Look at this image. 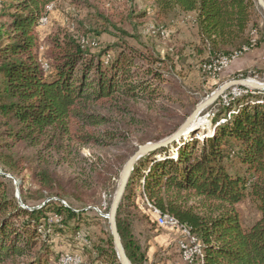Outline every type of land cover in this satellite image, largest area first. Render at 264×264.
Segmentation results:
<instances>
[{"label": "trees", "instance_id": "trees-1", "mask_svg": "<svg viewBox=\"0 0 264 264\" xmlns=\"http://www.w3.org/2000/svg\"><path fill=\"white\" fill-rule=\"evenodd\" d=\"M55 1L0 0V165L6 171L24 174L23 183L29 174L28 188H20L24 203L27 190L48 199L36 209L21 206L11 180L0 173V264H54L56 256L38 231L47 220L45 214L59 217L54 226L75 231L80 215L61 200L81 201L101 177H110L111 163L101 158L99 169L98 163L92 162L81 174L65 177L50 167L42 151L54 141L56 149L61 148L65 139L103 149L112 147L116 152L111 162L120 168L137 148L129 143L131 130L99 129L108 118L93 107L152 102L163 96L150 80L140 77L162 81L160 68L152 65L160 62L161 67L162 61L126 44L118 45L113 59L104 63L79 38L57 34L47 48L45 71L37 29L47 6ZM144 1L152 3L151 10L158 17L174 11L193 13L200 44L209 56L232 55L262 40V35L252 39L249 32L255 0ZM217 103L220 107L208 134L196 137L198 131H191L135 162L123 199L135 208L133 188L137 187L155 211L180 227L189 226L202 247L195 264H264V101L246 90L212 105ZM132 107L120 109L128 113ZM222 115L223 121L217 122ZM180 124L172 123L154 133L147 130L137 138V144L159 141ZM43 137L46 147L40 148ZM26 149L32 152L25 153ZM191 199L201 204H189ZM242 203L254 209L251 219L242 217ZM116 217L130 262L146 264L147 246H139L129 223L118 213ZM102 241L93 245L97 260L119 264L111 237Z\"/></svg>", "mask_w": 264, "mask_h": 264}, {"label": "rangeland", "instance_id": "rangeland-1", "mask_svg": "<svg viewBox=\"0 0 264 264\" xmlns=\"http://www.w3.org/2000/svg\"><path fill=\"white\" fill-rule=\"evenodd\" d=\"M151 8L152 3L144 0H56L47 6L43 16L46 19L44 22L39 21L37 29L40 61L45 71L48 70L46 53L50 39L64 32L79 38L80 42L88 47V51L95 57H100L104 63L113 59L117 46L122 44L136 48L151 59L159 58L162 61L161 67L160 62L152 64L160 68L162 81L152 80L150 76L140 75V77L150 80L163 96H156L152 102L130 101L127 105L115 102L116 104L108 103L106 107L97 105L93 107L108 118V122L99 126V129H129L131 130L129 143L136 144V147L141 145L137 144V138L145 131L154 133L157 129H166L172 123L180 121L182 123L198 103L209 97L223 83L233 79H251L264 83V11L257 0H255V13L252 19L254 24L250 26L249 32L252 39H258L262 35L260 44L254 47L245 46L246 50L243 49L232 55L217 54L215 57L209 56L207 49L200 44L193 13L174 11L166 17H158ZM141 11L145 13L139 15ZM260 49L263 53L256 57ZM105 51L107 53H104ZM222 57L226 58L224 64H220ZM209 65L219 66L220 70L215 73L209 71L212 70L208 69ZM233 88L236 91L235 94H232ZM245 90L257 95L259 101H264L263 91L244 86L228 88L218 99L227 102L228 99ZM212 104L199 115L196 137H201L203 132L208 134L209 129L214 126L212 119L220 105ZM129 105H133L131 112L127 113L120 109L125 106L128 108ZM135 109H138L140 114ZM230 115L231 113H226L227 117ZM222 121L223 115L219 116L217 122ZM42 139L43 142L39 147L45 148L47 139L44 137ZM60 145L62 147L56 149V141H54L51 146L42 151L41 155L49 159L50 167L54 171L65 177L81 174V171L92 162L98 163L99 169L102 167L100 158L110 162L112 170L110 177L106 175L101 177L99 182L92 186L91 192L87 190L81 201L71 198L61 200L62 204L80 215L75 231L68 227L54 226L53 223H56L59 217L51 212L45 214L47 220L42 222L38 231L56 256L57 260L54 264H100L93 245L100 240L104 242L108 237L112 239L105 216L109 212L125 163L118 168L117 164L111 162L116 148L103 149L92 144H81L67 139L61 140ZM19 151L24 152L20 149ZM31 152V150H25V153ZM0 173L11 180L15 197L21 206L32 210L39 208L48 200L39 198L38 194H30L27 190L25 191L28 197L27 203H24L20 196V188H28L29 174H25L23 183L21 177L24 174L22 173L6 171L1 165ZM30 189L35 187L31 186ZM133 191L135 208L129 207L127 200L123 199L125 188L117 213L122 221L129 223V230L135 241L139 246L144 247L148 245L150 231L160 233L161 228L166 226L165 224L156 225L153 221L155 217L159 218L154 213H160L152 209V202L147 195L141 193L137 187H134ZM55 199L57 197L53 198ZM189 204L201 203L198 199H191ZM239 209L245 220L255 215L254 209L248 203L240 204ZM171 222L175 225L173 221ZM175 227L181 230L179 226ZM174 231V234L178 235L175 229ZM198 245L202 251L201 244L198 243ZM175 256L182 264H185L179 252L175 253ZM65 258H71V260L64 262Z\"/></svg>", "mask_w": 264, "mask_h": 264}, {"label": "water", "instance_id": "water-1", "mask_svg": "<svg viewBox=\"0 0 264 264\" xmlns=\"http://www.w3.org/2000/svg\"><path fill=\"white\" fill-rule=\"evenodd\" d=\"M258 5L264 11V0H257ZM244 86L249 87L253 90H259L264 92V83L253 81L251 79H233L223 83L215 92H213L209 97L198 103L190 115L184 120L179 127L171 133L168 137L163 138L156 142H146L137 147L133 154L125 162L120 178L119 184L115 191L113 200L110 205L108 214L105 216L109 223V229L111 232L114 250L119 261V264H132L126 255L125 249L123 247L121 237L118 232V227L116 224V215L119 208L120 201L125 192L126 185L130 178L131 172L134 168L135 162L143 155L156 150L157 148L167 146L168 144L180 139L191 131L197 130L194 127V121L199 117L200 113L209 105L214 103L228 88Z\"/></svg>", "mask_w": 264, "mask_h": 264}, {"label": "crops", "instance_id": "crops-1", "mask_svg": "<svg viewBox=\"0 0 264 264\" xmlns=\"http://www.w3.org/2000/svg\"><path fill=\"white\" fill-rule=\"evenodd\" d=\"M257 52L259 53L255 55L256 57H259L260 53L261 54L263 53L262 49H260ZM151 207L153 209V206ZM152 213L154 212L152 211ZM154 215L159 216V219L161 220H168V219L171 220L170 218L164 217L157 213L156 214L154 213ZM174 226H179V225L175 224ZM155 230L158 232L157 229ZM147 231L149 230L147 229ZM174 232H175L174 229L170 227L161 228L160 233H154L151 231L149 232L150 237H148L149 239L147 241L148 245H147L146 260H145L146 264H182L181 261H179L180 259H177L176 258L177 256H175V253H178L177 241H176L178 235H175ZM146 234L148 233L146 232Z\"/></svg>", "mask_w": 264, "mask_h": 264}, {"label": "built area", "instance_id": "built-area-1", "mask_svg": "<svg viewBox=\"0 0 264 264\" xmlns=\"http://www.w3.org/2000/svg\"><path fill=\"white\" fill-rule=\"evenodd\" d=\"M42 19V17H41ZM226 58L221 59L220 64H224ZM208 69H212L209 71L212 72H216L220 70V67H216L215 65H209ZM234 90V88H233ZM235 94V90L233 91ZM154 221L157 224H165L166 227H170V228H174L176 230V227L172 224L171 220H161L158 217L154 218ZM176 232L178 233V237L176 239L177 241V250L180 253V256L183 259V262L185 264H194V261L197 259L196 258V243H200L197 241V236L196 235H192L191 233V229L186 228L185 226H183V230H176ZM71 258H65L64 262L66 261H70Z\"/></svg>", "mask_w": 264, "mask_h": 264}, {"label": "bare ground", "instance_id": "bare-ground-1", "mask_svg": "<svg viewBox=\"0 0 264 264\" xmlns=\"http://www.w3.org/2000/svg\"><path fill=\"white\" fill-rule=\"evenodd\" d=\"M45 19H46V17H43L42 16V19L40 18V22H44L45 21ZM246 91V90H245ZM240 93V92H239ZM239 93H237V94H239ZM198 121H200V118L198 117L195 121H194V124H193V126L194 127H199L198 126ZM186 228H188V229H191L189 226H185ZM181 228V230H183V227H180ZM191 233H192V231H191ZM192 235H194L193 233H192ZM197 241H198V238H197ZM200 253V247H199V245H198V243H196V257H197V255Z\"/></svg>", "mask_w": 264, "mask_h": 264}]
</instances>
